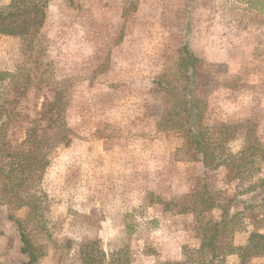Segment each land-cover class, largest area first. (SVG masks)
<instances>
[{
  "label": "rangeland",
  "instance_id": "374dc122",
  "mask_svg": "<svg viewBox=\"0 0 264 264\" xmlns=\"http://www.w3.org/2000/svg\"><path fill=\"white\" fill-rule=\"evenodd\" d=\"M38 42L66 96L70 142L50 152L38 182L6 183L0 264L26 261L14 220L37 264H264V160L255 158L250 180H229L224 168L188 159L177 130L159 126L167 90L182 87L186 46L199 60L204 128L236 126L233 154L245 145L242 123L264 144V0H50ZM22 60L20 39L0 35V72ZM51 98L26 89L20 117ZM23 139L18 126L5 136L14 149ZM203 185L229 209L213 253L209 229L222 210L196 202Z\"/></svg>",
  "mask_w": 264,
  "mask_h": 264
},
{
  "label": "trees",
  "instance_id": "16d2710c",
  "mask_svg": "<svg viewBox=\"0 0 264 264\" xmlns=\"http://www.w3.org/2000/svg\"><path fill=\"white\" fill-rule=\"evenodd\" d=\"M49 1L11 0L8 6L0 10V35L19 38L23 57L14 73L0 72V144L4 143L0 146V206H10L12 203L11 199L3 200L8 196L3 191L6 183L38 182L49 164L50 152L70 142L64 119L66 96L63 90L54 85L49 64L40 61L44 50L38 42V35ZM198 64L199 60L186 46L180 50L178 69L182 87L167 90L173 101L168 111L160 114L159 126L161 129L177 130L187 158L202 163L206 171L222 167L227 171L229 180H250L257 173L255 158L258 156L259 160H264V144L255 137L251 139L249 126L242 123L245 127L239 126L238 133L243 132L246 137L243 140L245 145L241 151L233 154L226 144L233 139H229V136L236 132V126H220L211 130L204 128V106L194 94L198 85ZM29 88L37 91L48 89L52 98L41 104L33 118H22L19 103ZM15 126L23 128L24 139L14 149L8 147L5 136ZM4 166L8 167L6 172ZM14 190L10 189V192ZM194 195L203 210L215 207L222 210L221 221L215 224L214 229H209L207 246L213 253L216 249L213 239L219 232L218 224L228 217L229 209L213 198L207 185H203ZM16 204L20 206V203ZM14 223L20 238V252L26 257V261L21 264H37L39 253L26 234L23 222L14 220Z\"/></svg>",
  "mask_w": 264,
  "mask_h": 264
}]
</instances>
